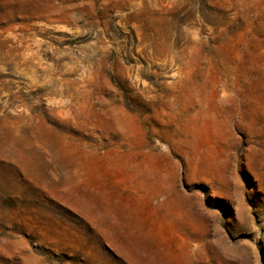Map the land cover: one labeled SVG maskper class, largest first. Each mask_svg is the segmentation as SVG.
Listing matches in <instances>:
<instances>
[{"label":"rangeland","instance_id":"374dc122","mask_svg":"<svg viewBox=\"0 0 264 264\" xmlns=\"http://www.w3.org/2000/svg\"><path fill=\"white\" fill-rule=\"evenodd\" d=\"M0 264H264V0H0Z\"/></svg>","mask_w":264,"mask_h":264}]
</instances>
